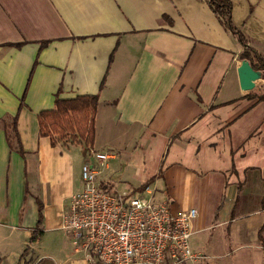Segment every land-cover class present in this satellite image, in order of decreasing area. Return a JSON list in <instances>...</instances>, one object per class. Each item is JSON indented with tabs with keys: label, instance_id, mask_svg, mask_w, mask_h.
I'll return each instance as SVG.
<instances>
[{
	"label": "crops",
	"instance_id": "crops-1",
	"mask_svg": "<svg viewBox=\"0 0 264 264\" xmlns=\"http://www.w3.org/2000/svg\"><path fill=\"white\" fill-rule=\"evenodd\" d=\"M231 3L247 45L264 53V0ZM242 49L206 0H0V264H23L26 247L31 264H101L61 228L88 154L78 161L80 144L38 134L40 110L79 94L99 99L101 188L117 191L113 163L138 156L126 192L152 178L157 201L197 210L194 235L223 227L224 252L258 251L264 264V101L240 89ZM14 115L23 156L5 137ZM37 199L43 233L29 242Z\"/></svg>",
	"mask_w": 264,
	"mask_h": 264
},
{
	"label": "built area",
	"instance_id": "built-area-1",
	"mask_svg": "<svg viewBox=\"0 0 264 264\" xmlns=\"http://www.w3.org/2000/svg\"><path fill=\"white\" fill-rule=\"evenodd\" d=\"M87 154L82 187L62 211L61 228L75 251L101 264H181L198 255L190 245L195 208L174 212L149 185L134 194L102 189L97 162L109 156Z\"/></svg>",
	"mask_w": 264,
	"mask_h": 264
},
{
	"label": "trees",
	"instance_id": "trees-1",
	"mask_svg": "<svg viewBox=\"0 0 264 264\" xmlns=\"http://www.w3.org/2000/svg\"><path fill=\"white\" fill-rule=\"evenodd\" d=\"M206 2L225 28L230 31L243 46L239 58L247 60L254 70L264 72V53L258 51L253 46L247 45L245 36L233 23L231 0H206ZM46 43V41L40 42L41 45ZM23 95L20 99L21 105L23 102ZM251 97H256L257 100L264 101V92L253 94ZM98 103L99 99L97 94H79L69 98H60L56 96L52 108L42 109L37 113L38 134L48 137L52 146H56L57 144L63 146L80 144L86 150V153H88L93 147L95 116ZM5 137L8 144L11 146L14 144L17 152L23 156L24 151L21 147L17 131L16 115L5 123ZM151 181L152 178L147 179L132 192H142L146 186L150 185ZM42 221V204L40 200L37 199V221L31 232L29 242L36 241L43 233ZM263 229L264 224L258 229V238L261 245L264 247ZM27 252L28 247L24 248L20 254L19 260L23 259V264H28L27 261L24 260Z\"/></svg>",
	"mask_w": 264,
	"mask_h": 264
},
{
	"label": "rangeland",
	"instance_id": "rangeland-1",
	"mask_svg": "<svg viewBox=\"0 0 264 264\" xmlns=\"http://www.w3.org/2000/svg\"><path fill=\"white\" fill-rule=\"evenodd\" d=\"M261 72L263 74V82L255 87L254 91H257L252 94L250 93L251 95L264 92V72ZM70 150L71 154H74L76 158H78V161L84 160L86 157V150L82 147V145H72L70 146ZM138 159V156L135 158L131 157L129 159L118 158L113 163L114 168L112 167L113 171L111 177L115 183V189L117 191L126 192L128 191L129 186H133L138 183V181L134 178V176L138 174V166L136 164ZM149 161L150 160L146 158V170L149 169ZM158 184L159 187L162 186L161 183ZM211 232L213 233L214 231H210V234ZM217 232H219V236L216 237H214V235L209 237V231H205L203 233L200 232L196 235L193 234L190 239V245L191 249L194 252H197L198 255L193 259L182 262L181 264H259L261 255L258 251H237L236 253L224 252L222 244L223 242H226V238H228V231H225L224 233L223 227H221L217 229ZM220 233L222 236H220ZM24 259H26L28 264H31L29 256H25Z\"/></svg>",
	"mask_w": 264,
	"mask_h": 264
},
{
	"label": "water",
	"instance_id": "water-1",
	"mask_svg": "<svg viewBox=\"0 0 264 264\" xmlns=\"http://www.w3.org/2000/svg\"><path fill=\"white\" fill-rule=\"evenodd\" d=\"M237 73L239 86L244 95L253 93L255 87L263 82L262 72L254 70L247 60H241Z\"/></svg>",
	"mask_w": 264,
	"mask_h": 264
}]
</instances>
